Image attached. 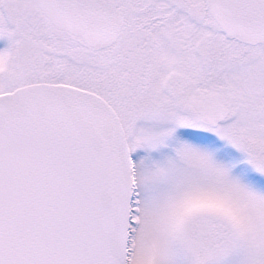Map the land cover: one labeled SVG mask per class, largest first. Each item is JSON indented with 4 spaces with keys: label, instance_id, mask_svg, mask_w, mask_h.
Instances as JSON below:
<instances>
[{
    "label": "snow or ice",
    "instance_id": "snow-or-ice-1",
    "mask_svg": "<svg viewBox=\"0 0 264 264\" xmlns=\"http://www.w3.org/2000/svg\"><path fill=\"white\" fill-rule=\"evenodd\" d=\"M0 264H264V0H0Z\"/></svg>",
    "mask_w": 264,
    "mask_h": 264
}]
</instances>
